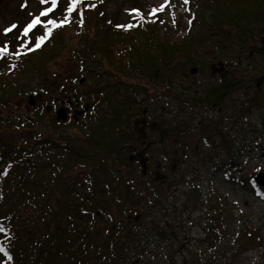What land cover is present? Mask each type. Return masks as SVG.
<instances>
[{
  "label": "trees",
  "instance_id": "1",
  "mask_svg": "<svg viewBox=\"0 0 264 264\" xmlns=\"http://www.w3.org/2000/svg\"><path fill=\"white\" fill-rule=\"evenodd\" d=\"M187 2L193 28L174 43L160 36L159 19L122 25L113 14L108 21L100 0H70L67 7L50 4L47 16L32 30L28 25L34 15L22 29L18 22L16 32H11L18 38L12 35L14 39L2 45V62L11 64V71L0 76V118L5 123L21 114L16 103L29 93L12 85L14 72L29 76L31 69H41L38 92L50 94L44 86L49 68L35 58L46 44L64 38L71 23L86 39L78 43L75 57H98L102 71L94 68L96 80L85 83V89L73 85L63 92L77 98L74 107L82 103V115L79 111L66 121L57 120L51 108L61 104L60 97L47 98L51 106H44L41 115L23 117L22 127L40 120L60 133L59 139H18L19 126L0 131V264H132L129 244L134 240L127 239L138 228L135 215L147 207L145 200L173 184L161 173L175 162L176 154L164 150L178 146L186 129L181 122L170 123L163 108L150 112L149 98H186L184 82L193 73L205 72L214 83L188 97L198 106L219 109L241 89H255L249 102L260 105L264 75L243 76L231 66L242 63L243 57H264V0ZM101 21H108L104 35L114 37L111 41L98 43L89 34L91 23ZM26 32L46 38L44 46L39 49L33 43L21 49L18 44ZM9 34L3 36L10 38ZM231 45L238 47L235 53L227 51ZM61 87L60 82L57 88ZM74 129L75 142L66 136ZM27 140H36L37 156L34 148L28 150ZM156 146L162 147L160 155L149 156ZM209 230L213 240L218 230Z\"/></svg>",
  "mask_w": 264,
  "mask_h": 264
},
{
  "label": "rangeland",
  "instance_id": "2",
  "mask_svg": "<svg viewBox=\"0 0 264 264\" xmlns=\"http://www.w3.org/2000/svg\"><path fill=\"white\" fill-rule=\"evenodd\" d=\"M69 1L55 0L53 3V0H0L1 79L11 71V64L2 62V45L18 38L15 33H11L16 32L18 22L22 29L23 23L30 15H34L28 25L32 26L29 27L32 30L38 24L34 23L33 18L40 20L46 17L51 8L47 9V6L66 4L67 7ZM100 1L106 8L108 21L113 14H117L116 24H127L134 19H159L160 36L172 43L185 37L193 28L194 15L187 0ZM136 4L139 9L134 8ZM108 21H101L100 25L91 23L93 30L89 34H93L98 43L114 39L104 35V26ZM5 33H10V38L4 37ZM83 34L84 31H80L73 22L68 26L64 38H56V44H46V47H43L46 38L28 33L19 34L21 43L18 45H21V49L33 43H37L39 49H45L35 60L38 63L46 62L49 68L50 74L44 75V86L49 87L50 94L38 92V86L42 83L40 77L44 73L41 69H31L29 76L14 72L11 76L12 85L25 87L29 93L16 103L21 107L20 115H14L6 123L0 118L1 132L4 127L19 126L20 131L15 133L18 139L23 138V135H34L37 139L47 136L59 139L60 133L40 120L37 124L22 127V122H25L23 117H37L41 115L44 106H51L47 98L54 100L61 97V104L51 108L57 120L59 109L69 108L72 104L70 111L66 109V120L78 116L79 111L82 114V103L74 107L77 98H73V93L69 95L63 92L71 91L73 85H81V89H85V83L96 80L94 68L102 71L98 57L90 54L85 59L75 57L78 43L86 41L85 37H79ZM237 50L238 47L233 45L227 49L230 53ZM33 51L30 49L28 52ZM242 59V63L232 64L231 68L247 77L264 75V57ZM213 72L216 73L217 70L214 69ZM193 74L184 82L185 93L182 97L186 98L178 99L175 95L167 98L165 95L164 99L153 96L148 100L150 112L162 111L163 108L164 117L170 123L181 122L186 129H183L184 135L178 146L170 145L164 150L165 153L172 151L176 154L175 162L170 163L169 167L163 169L165 172L161 173L166 176L167 182L173 181V184L164 189L162 194L145 200L143 207L146 204L147 207L140 211L139 216L135 215L138 228L127 239L129 243L132 237L134 240L129 244L132 249L129 254L132 257L131 263L264 264V192L254 185L255 177L264 173V87L259 91V106H251L249 102L255 89H241L229 97L221 108L211 110L198 106L188 97L206 89L214 80L208 78L210 75L205 72ZM60 82L63 87L59 89L57 85ZM155 93L154 90L153 94ZM22 129L25 130L23 134ZM76 134L74 129L66 136H70L75 142L78 137ZM36 140L26 142L29 143V151L34 148V156L38 155ZM161 149V146L151 148L149 156H159ZM2 167L3 164H0V168ZM209 227L218 230L213 240Z\"/></svg>",
  "mask_w": 264,
  "mask_h": 264
},
{
  "label": "water",
  "instance_id": "3",
  "mask_svg": "<svg viewBox=\"0 0 264 264\" xmlns=\"http://www.w3.org/2000/svg\"><path fill=\"white\" fill-rule=\"evenodd\" d=\"M34 101L32 100V103ZM66 109H59L57 112V117L59 120L65 121L67 119ZM255 182L259 185V187L264 188V173L261 172L255 177Z\"/></svg>",
  "mask_w": 264,
  "mask_h": 264
},
{
  "label": "snow or ice",
  "instance_id": "4",
  "mask_svg": "<svg viewBox=\"0 0 264 264\" xmlns=\"http://www.w3.org/2000/svg\"><path fill=\"white\" fill-rule=\"evenodd\" d=\"M53 3H55V0H53ZM34 23H39V21H35ZM29 27L31 28L32 26L30 25ZM9 31H11V29H9ZM25 34H27V32Z\"/></svg>",
  "mask_w": 264,
  "mask_h": 264
},
{
  "label": "bare ground",
  "instance_id": "5",
  "mask_svg": "<svg viewBox=\"0 0 264 264\" xmlns=\"http://www.w3.org/2000/svg\"><path fill=\"white\" fill-rule=\"evenodd\" d=\"M73 108V105H70L69 108H66L68 111H70L69 109ZM82 115V114H81Z\"/></svg>",
  "mask_w": 264,
  "mask_h": 264
}]
</instances>
